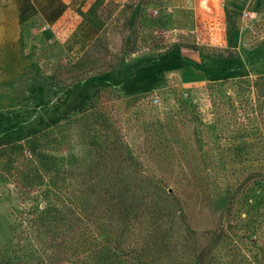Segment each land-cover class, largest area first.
Returning <instances> with one entry per match:
<instances>
[{
	"label": "rangeland",
	"instance_id": "1",
	"mask_svg": "<svg viewBox=\"0 0 264 264\" xmlns=\"http://www.w3.org/2000/svg\"><path fill=\"white\" fill-rule=\"evenodd\" d=\"M262 1L212 38L198 36L180 0H22L32 17L22 40L31 66L0 84V140L56 130L100 90L131 162L165 189L185 190L194 232L216 227L232 187L264 171ZM109 63L114 69L104 72ZM90 70L95 77L70 89L75 74ZM23 145L9 152L19 154ZM205 180L214 182L215 205L203 192ZM15 188L0 178V264H14L13 251L24 242L13 226L29 205ZM240 213L239 229L231 216L244 236L235 239L240 249L220 248L214 264H264V236L251 242L264 233V205Z\"/></svg>",
	"mask_w": 264,
	"mask_h": 264
},
{
	"label": "trees",
	"instance_id": "2",
	"mask_svg": "<svg viewBox=\"0 0 264 264\" xmlns=\"http://www.w3.org/2000/svg\"><path fill=\"white\" fill-rule=\"evenodd\" d=\"M243 16L228 11V22ZM114 67L109 63L104 72ZM93 71L75 74L70 89L95 77ZM101 99L98 90L47 134L0 140V178L15 185L29 205L13 226L24 241L14 249L13 263L214 264L220 248L240 249L244 236L235 229L243 225L238 212L264 205V171H252L232 187L216 227L196 233L187 218L185 190L165 189L131 162L122 130L116 118L105 116ZM19 142H25L23 151L9 152ZM213 186L205 180L203 192L215 205ZM233 215L241 225H234ZM263 236L259 233L252 245Z\"/></svg>",
	"mask_w": 264,
	"mask_h": 264
},
{
	"label": "crops",
	"instance_id": "3",
	"mask_svg": "<svg viewBox=\"0 0 264 264\" xmlns=\"http://www.w3.org/2000/svg\"><path fill=\"white\" fill-rule=\"evenodd\" d=\"M22 0H0V84L16 80L29 70L24 58L23 26L31 15L21 6ZM194 16L198 36L217 38L226 31L228 11L245 13L253 0H180Z\"/></svg>",
	"mask_w": 264,
	"mask_h": 264
},
{
	"label": "water",
	"instance_id": "4",
	"mask_svg": "<svg viewBox=\"0 0 264 264\" xmlns=\"http://www.w3.org/2000/svg\"><path fill=\"white\" fill-rule=\"evenodd\" d=\"M43 208H44V206H43Z\"/></svg>",
	"mask_w": 264,
	"mask_h": 264
},
{
	"label": "built area",
	"instance_id": "5",
	"mask_svg": "<svg viewBox=\"0 0 264 264\" xmlns=\"http://www.w3.org/2000/svg\"><path fill=\"white\" fill-rule=\"evenodd\" d=\"M157 102V101H156Z\"/></svg>",
	"mask_w": 264,
	"mask_h": 264
}]
</instances>
